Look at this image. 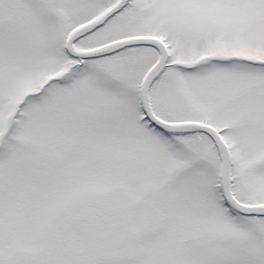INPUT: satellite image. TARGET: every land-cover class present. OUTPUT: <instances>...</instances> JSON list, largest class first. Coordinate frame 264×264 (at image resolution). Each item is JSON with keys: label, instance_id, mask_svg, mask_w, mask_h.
<instances>
[{"label": "snow or ice", "instance_id": "snow-or-ice-1", "mask_svg": "<svg viewBox=\"0 0 264 264\" xmlns=\"http://www.w3.org/2000/svg\"><path fill=\"white\" fill-rule=\"evenodd\" d=\"M0 264H264V0H0Z\"/></svg>", "mask_w": 264, "mask_h": 264}]
</instances>
